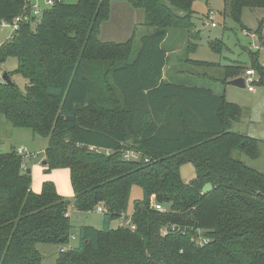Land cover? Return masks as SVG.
I'll list each match as a JSON object with an SVG mask.
<instances>
[{
	"label": "trees",
	"instance_id": "16d2710c",
	"mask_svg": "<svg viewBox=\"0 0 264 264\" xmlns=\"http://www.w3.org/2000/svg\"><path fill=\"white\" fill-rule=\"evenodd\" d=\"M27 1L0 0V25ZM127 1L144 11L151 30L132 60L136 30L125 42L100 38L112 0H55L0 45V69L17 58L8 74L26 79L22 91L0 73V118L47 138L46 172L68 169L74 190L70 204L52 181L33 191L24 156L14 147L0 151V264H42L39 244L61 247L55 264H264V171L244 159L262 156L261 130L232 129L246 116L225 93L164 75L169 55L162 44L170 29L191 33L196 0ZM224 3V16L248 31L245 10L264 11V0ZM253 31L263 49L264 16ZM209 44L223 50L220 39ZM261 50L249 51V66L187 61L222 66L224 84L252 68L255 85L264 87ZM127 150L140 158L126 159ZM188 162L196 174L185 182L181 166ZM136 186L143 190L130 215L136 228L111 227L128 218ZM71 205L79 212L102 205L104 225H81L79 243L67 248Z\"/></svg>",
	"mask_w": 264,
	"mask_h": 264
},
{
	"label": "rangeland",
	"instance_id": "374dc122",
	"mask_svg": "<svg viewBox=\"0 0 264 264\" xmlns=\"http://www.w3.org/2000/svg\"><path fill=\"white\" fill-rule=\"evenodd\" d=\"M40 7L45 6V0H33ZM194 27L189 34L185 29H170L163 48L170 51L168 65L165 67V78L178 83H187L193 85L206 86L214 89L217 93H225L229 101L239 104L243 108V116H246L240 123H234L232 129L235 131L248 132L258 136L260 130H264V97L261 92L264 87L255 85L256 91L250 92L247 88H240L229 83L224 84L221 79L224 75V65L242 64L250 65L251 58L249 51H255L252 44L258 43L257 38H252L244 33L230 17L224 16V0H196L193 5ZM209 12L214 14V21L207 17ZM264 16L263 10L250 11L246 9L243 14V20L248 29L255 30L258 27L260 19ZM215 22L217 26H212ZM10 32V27H0V45L4 43ZM149 28H143L137 31L135 36V47L131 60L134 59L141 47L140 36L150 33ZM220 39L223 43L221 52L214 51L209 42ZM195 45V46H192ZM261 60L264 61V49L261 50ZM187 60H202L207 62L221 63L222 66L214 68L193 65ZM18 66L17 58L10 57L1 65L0 73L14 72ZM208 75V76H207ZM211 77V78H210ZM12 79L22 91L26 89V79L20 74H13ZM142 101L136 104L140 105ZM129 105V103H124ZM199 122L196 127H199ZM135 132V131H134ZM264 137V136H262ZM0 151L6 152L14 147L26 149L24 156V166L30 169L32 177V189L40 192L45 181H52L57 186L59 193L68 201L73 200L74 191L69 180L68 169H55L46 172L45 149L48 145V139L29 129L15 128L0 118ZM25 147V148H24ZM262 156L254 160L245 157L247 163L255 165L261 171H264V143L261 144ZM195 168L192 163H185L181 166V177L185 182H190L195 177ZM143 190L136 186L133 188L129 206L127 209L128 218L115 220L111 227H117L124 224L130 218L133 209V201L142 197ZM71 222L73 224L72 236L68 244L69 248L76 246L75 235L78 234L81 225H92L98 229L103 228V214L99 212H79L71 205ZM38 248L43 257L42 264H55L59 255L60 246L57 244H39Z\"/></svg>",
	"mask_w": 264,
	"mask_h": 264
},
{
	"label": "built area",
	"instance_id": "2783aa9c",
	"mask_svg": "<svg viewBox=\"0 0 264 264\" xmlns=\"http://www.w3.org/2000/svg\"><path fill=\"white\" fill-rule=\"evenodd\" d=\"M54 4H55V0H45V6L40 7L39 4L33 3V0H28L26 5H25L24 11L21 14L17 15L11 22L3 21L1 23L0 27H4V26L10 27V32H9L6 40L13 38L15 36V33L20 29V26L23 23H35L36 19L39 20L40 18H42L45 10L51 8ZM208 18L210 21H214V14L212 12H209ZM211 25L215 27L216 23L212 22ZM244 33L246 35H250L252 38H256V33L252 30H249V31L245 30ZM252 46L255 50H261L262 49L261 45L259 43H253ZM242 76H244L246 88L251 92L255 91L256 90L255 83L258 80L255 70L252 68L246 69L245 73ZM25 152H26V150L23 148H20L18 150V153L22 154V155ZM107 152L109 153V150ZM124 157L126 159L138 160L140 158V154L138 152H135V151L127 150L124 153ZM155 207L158 210H164V207L161 204H156ZM90 212L104 213V208L102 205H98L95 209H93ZM65 215L67 217H71V212L70 211L66 212ZM124 224L129 225L131 227V229L136 228V226L131 223V218H129L127 221H125ZM64 250H66V248L62 249V251H64Z\"/></svg>",
	"mask_w": 264,
	"mask_h": 264
},
{
	"label": "crops",
	"instance_id": "0c3cea01",
	"mask_svg": "<svg viewBox=\"0 0 264 264\" xmlns=\"http://www.w3.org/2000/svg\"><path fill=\"white\" fill-rule=\"evenodd\" d=\"M144 21H145V14L143 10L134 8L127 0H112L111 16L107 21H105L102 24L101 30H100V38L103 41L125 42L134 35L135 30H136V36H137V31H141V29L145 28V26L143 25ZM249 30L253 31V29H249ZM143 35H141L140 38ZM170 54H171L170 51H168L169 58H171ZM260 61L264 63V61L261 60V55H260ZM242 75L243 73L240 76ZM261 94H262L261 97H264V91H262ZM261 134L262 136H264V130H261ZM24 168H26V166ZM69 180L71 183L70 172H69ZM75 239L77 240V243H76L77 245L79 243L78 234L75 235Z\"/></svg>",
	"mask_w": 264,
	"mask_h": 264
},
{
	"label": "water",
	"instance_id": "95a60500",
	"mask_svg": "<svg viewBox=\"0 0 264 264\" xmlns=\"http://www.w3.org/2000/svg\"><path fill=\"white\" fill-rule=\"evenodd\" d=\"M245 73V70L243 71V74ZM3 80L10 85H14L12 77L8 74L7 71L3 72L2 74ZM229 84L240 87V88H246L244 76H240L237 78H234L232 80L228 81ZM44 164H46V161H44ZM27 172H31L30 169L27 170ZM212 189V184L208 183L203 187V192L206 193ZM68 204H70V201H68Z\"/></svg>",
	"mask_w": 264,
	"mask_h": 264
}]
</instances>
